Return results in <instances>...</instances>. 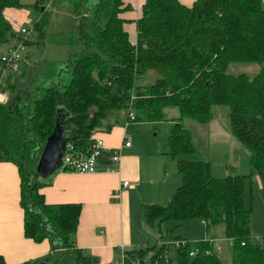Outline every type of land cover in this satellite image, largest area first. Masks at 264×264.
Listing matches in <instances>:
<instances>
[{
  "label": "trees",
  "instance_id": "trees-1",
  "mask_svg": "<svg viewBox=\"0 0 264 264\" xmlns=\"http://www.w3.org/2000/svg\"><path fill=\"white\" fill-rule=\"evenodd\" d=\"M67 2L73 24L60 40L79 48L62 60L38 62L29 71L9 68L19 66L20 56L10 64L0 57V78L8 69L0 81L5 94L0 100V160H10L18 169L24 236L48 241V251L34 264H92L73 239L80 205L47 203L39 191L43 179L35 163L54 126L68 127L63 141L86 150L91 130L102 124L108 111L126 109L129 100L135 118L142 119H160L162 107L173 105L179 115L167 135V152L174 158L194 150L181 118L206 122L212 104H226L228 131L248 150L250 169L264 184L262 0H193L190 5L144 0L134 23V41L118 15L126 7L122 0ZM43 3L34 0L33 5ZM20 5V0H0V42L15 41L7 51L33 41L21 40L29 31L12 30L3 13L6 7ZM47 18L48 11L41 9L27 29H35L41 38ZM233 61L258 62L260 67L251 77L226 72ZM150 68L159 76L145 88L137 85L136 79ZM175 162L180 182L168 200L141 207L145 225L154 227L157 236L124 250L121 264H222L207 239L160 232L163 220L187 217L202 219L207 226L223 224L224 235L232 239L231 264H264V235L254 242L249 233L244 182L250 173L214 176L207 160L179 157Z\"/></svg>",
  "mask_w": 264,
  "mask_h": 264
},
{
  "label": "crops",
  "instance_id": "crops-1",
  "mask_svg": "<svg viewBox=\"0 0 264 264\" xmlns=\"http://www.w3.org/2000/svg\"><path fill=\"white\" fill-rule=\"evenodd\" d=\"M143 1L122 0L121 6L126 7L118 12L123 20L122 27L127 32L130 41H134L135 38L134 23L140 15ZM178 1L190 5L193 0ZM28 2L33 4L34 0H28ZM47 7L44 5L41 9ZM6 9V15L10 16L16 14L17 11L20 14L26 13L23 8L10 6L3 9L4 15ZM27 34L26 37L23 34L21 40H33L30 31ZM23 46L24 43H21L19 52ZM5 72L0 81L3 80ZM1 96L3 100L5 96ZM161 112L164 114L162 117L170 123L177 120L179 115L178 109L177 114H173L170 118L168 114L166 116L167 109L162 108ZM117 113L119 112H108L107 114H112V117L110 119L105 117L102 124L94 127L90 132V135L99 137L105 145L116 147L119 150L120 158L117 169L106 170L104 167L107 162L105 161H98L96 169L90 172L57 168L49 175L41 177L43 184L39 187L47 203L69 202L80 205L73 239L75 244L91 257L92 264H120L124 250L153 241L158 233L154 227L145 225L141 213L142 204L152 202L163 204V199L168 200L171 192L178 185L174 182L176 175H173L174 170L170 167L174 159L167 152V139L157 144L154 139H149L145 135L143 123L134 121L142 118L126 120V112L120 116H116ZM124 139L129 141L128 145L122 144ZM228 141L230 148L227 152L230 155L238 154L241 143L231 134ZM243 150L248 154L244 146ZM167 167H169V172ZM252 172L251 169L248 171L250 174L244 184L246 189L250 184L251 196L248 201L253 208L252 184L256 183V190L262 189L264 184L257 174L254 180L251 176ZM123 180H127L129 184L121 185ZM19 182L16 165L10 160L1 159L0 254L4 264H28L30 260L35 262L48 251L47 239L35 241L23 234V210L19 202ZM262 193L264 194V191ZM256 220L257 229H254L251 226L249 214L251 239L259 238V235L264 234V216H258ZM199 222L205 224L202 219ZM253 233L259 235L254 236ZM183 234L186 236L185 233ZM224 237L231 240L228 236L224 235ZM202 239L212 242L217 254V249L220 248L217 243L219 238L211 235L203 236Z\"/></svg>",
  "mask_w": 264,
  "mask_h": 264
},
{
  "label": "rangeland",
  "instance_id": "rangeland-1",
  "mask_svg": "<svg viewBox=\"0 0 264 264\" xmlns=\"http://www.w3.org/2000/svg\"><path fill=\"white\" fill-rule=\"evenodd\" d=\"M20 2L22 5L14 6V8H23L26 13L20 14V12L17 11L16 14L10 16L6 15V9L4 11L5 16L7 17L12 30L16 32L20 29L30 31L33 42L24 44L23 48L20 49V60L18 62L19 66L12 64L9 68H12V70L15 68L18 71H29V67L34 66L38 62L42 63L46 60H62L70 51L79 48L78 44H67L60 40L62 38V33L70 29L73 24V14H71L69 10V4L67 0H44L43 4L48 6L46 8L48 11V18L44 29V35L41 38L37 36V31L35 29L30 30L27 28H31L33 22L39 17L42 5L36 7L32 4V2H28V0H20ZM263 3L264 0H262V4ZM14 42L15 41L13 39L9 40L8 42H0V56L6 54L8 46H10L12 43L14 44ZM259 67L260 63L258 62L233 61L227 63L225 71L233 74L243 72L251 77L257 72ZM7 70L8 69H5L4 71ZM158 76L159 75L156 72V69H147L140 77L136 79L137 85L144 86L145 88L146 85H148ZM1 95L5 96V94L0 92V100H2ZM132 102L133 101L129 100L127 106L132 105ZM166 106L167 107H162L167 109L166 116L168 114L170 118L173 116V114H177V108L175 106ZM127 110L128 109L123 107L115 109V111L119 112L116 114V116H120ZM210 111L211 117L206 122H200L187 116H184L181 119L183 126H185L191 134V141L194 150L191 152L178 154L173 158V164H171L170 167L174 170L173 175H176L174 177V182H177L176 184H179L180 182V176L176 171L175 166L176 158L179 157L207 160L211 167V173L214 176H223L232 172L245 174L250 170L248 154L243 150L242 144V146L239 144L240 150L238 154L230 155V153L227 152V149L230 148L228 141L230 132L227 128L228 106L226 104H212ZM162 115L164 114L162 113ZM111 117L112 114H106V118L110 119ZM134 121H141V123H143L142 125L145 135L149 139H154L157 144L164 142L165 138L167 139V134L172 124V122H168L169 120L162 116L160 119L156 120L135 119ZM43 145L44 142L42 143L40 149H42ZM167 170L169 172V167H167ZM251 176L255 180L256 172H252ZM252 189L254 193V205L253 208L250 206V221L252 228L257 229L256 218L258 216H264V194L262 193V191H264V187L260 190H256V183H254L252 184ZM244 192L245 200L248 201L251 196L250 184H248L247 189H244ZM163 200L164 203L167 201V199ZM199 220L200 219L195 217H187L180 222L175 219H166L160 223V232L169 230L172 234L185 233V237L189 238L190 240L202 239L203 236L209 237L214 235L219 238L217 243L220 248L217 249V256L222 261V264H230L232 239L229 240L228 238L224 237L223 224L219 222L215 224H209L207 227H205V224H201ZM254 231L257 232V230ZM201 235L202 237H200ZM252 235L257 236L259 234L253 233ZM263 235L264 234L259 235V238H252V240L254 242L259 241Z\"/></svg>",
  "mask_w": 264,
  "mask_h": 264
},
{
  "label": "built area",
  "instance_id": "built-area-1",
  "mask_svg": "<svg viewBox=\"0 0 264 264\" xmlns=\"http://www.w3.org/2000/svg\"><path fill=\"white\" fill-rule=\"evenodd\" d=\"M21 43H17L10 47L6 55H1V60L5 61L6 64L12 63L15 59L20 56L19 47ZM126 120L134 119L135 110L132 105L127 107ZM91 141L88 149L83 150L75 147L70 141H63V145L60 148V163L58 168L60 170H73L79 172H90L94 171L97 167L98 161H105L106 170L117 169L119 163V150L116 147H110L105 145L99 137L90 135ZM122 144L128 145V140H123ZM129 182L123 180L121 185L126 186ZM178 243V241H174ZM182 242V240L180 241ZM192 251H190L191 253ZM122 258V255H121ZM29 264H34L33 260H30ZM121 264V263H120Z\"/></svg>",
  "mask_w": 264,
  "mask_h": 264
},
{
  "label": "water",
  "instance_id": "water-1",
  "mask_svg": "<svg viewBox=\"0 0 264 264\" xmlns=\"http://www.w3.org/2000/svg\"><path fill=\"white\" fill-rule=\"evenodd\" d=\"M67 128L54 126L46 136L35 164V170L40 177H45L58 168L60 163V148L63 145L62 132L66 131Z\"/></svg>",
  "mask_w": 264,
  "mask_h": 264
},
{
  "label": "clouds",
  "instance_id": "clouds-1",
  "mask_svg": "<svg viewBox=\"0 0 264 264\" xmlns=\"http://www.w3.org/2000/svg\"><path fill=\"white\" fill-rule=\"evenodd\" d=\"M134 108V107H133ZM127 109V108H126ZM134 118H135V116H134ZM132 120V119H131Z\"/></svg>",
  "mask_w": 264,
  "mask_h": 264
}]
</instances>
